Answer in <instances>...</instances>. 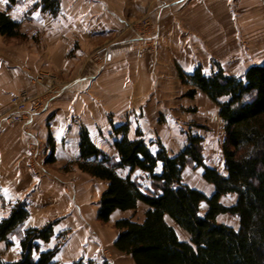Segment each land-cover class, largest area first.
Listing matches in <instances>:
<instances>
[{
    "label": "crops",
    "instance_id": "0c3cea01",
    "mask_svg": "<svg viewBox=\"0 0 264 264\" xmlns=\"http://www.w3.org/2000/svg\"><path fill=\"white\" fill-rule=\"evenodd\" d=\"M41 2L0 0V11L20 21L24 34H0V222L16 202H25L29 210L21 229L11 235L12 244L0 240V256L19 259L24 231L54 222L53 236L40 242L34 258L59 245L55 259L60 264L81 258L136 264L115 247V223L121 218L143 221L147 206L116 210L107 223L98 219L109 181L79 168L81 129L86 127L114 162L119 160L115 141L123 136L115 127L125 124L129 138L139 137L140 131L153 150L161 143L168 154L180 153L188 139L182 123L205 124L209 118L200 104L208 96L202 91L186 96L190 86L180 70L190 73L201 64L210 73L219 63L234 74L263 63L257 58L264 55V0H60L56 16L34 7ZM145 17L159 22L153 53L142 50L135 31L134 24ZM22 87L32 94L57 90L30 128L43 147L39 171L31 165L23 124L5 116L12 111V95ZM117 172L151 188L150 177L140 169L131 173L120 167ZM185 173L186 168L183 178L190 184ZM208 185L209 193L194 187L210 195L214 186Z\"/></svg>",
    "mask_w": 264,
    "mask_h": 264
},
{
    "label": "trees",
    "instance_id": "16d2710c",
    "mask_svg": "<svg viewBox=\"0 0 264 264\" xmlns=\"http://www.w3.org/2000/svg\"><path fill=\"white\" fill-rule=\"evenodd\" d=\"M34 7L56 16L60 0H42ZM0 34L23 37L21 22L0 11ZM180 77L190 86L186 96L194 98L202 91L219 108L225 131L224 169L207 164L200 134H189L184 149L170 155L161 143L153 150L140 131L139 137L129 138V124L115 127L123 136L115 141L119 160L114 162L82 127L79 168L109 181L99 201L98 219L107 223L116 210H136L140 203L147 206L143 221L121 218L115 223V247L136 264H264V62L240 75L227 73L219 63L207 73L199 64L190 73L181 69ZM52 156L53 152L49 160ZM191 163L203 168L204 180L214 186L212 194L184 181V170ZM120 167L146 172L151 188H143L131 174L120 176ZM228 194L237 196L235 203L222 202ZM226 214L238 218L237 227L219 220ZM28 216L26 203L16 202L0 222V240L12 244L11 235ZM170 220L189 234V240L179 236ZM53 226L51 222L26 229L20 258L5 261L0 256V264H60L55 259L59 245L41 251L37 259L33 256L40 242L51 239ZM72 264L111 263L81 258Z\"/></svg>",
    "mask_w": 264,
    "mask_h": 264
},
{
    "label": "rangeland",
    "instance_id": "374dc122",
    "mask_svg": "<svg viewBox=\"0 0 264 264\" xmlns=\"http://www.w3.org/2000/svg\"><path fill=\"white\" fill-rule=\"evenodd\" d=\"M150 20H155L151 17H145L141 20H139L137 23H135V31L137 33V28H140L142 23L147 22ZM158 45V41H157ZM157 45L154 51H144L148 53H153L157 49ZM143 47V45H142ZM259 55V54H257ZM262 58H257V61H263L264 60V55H261ZM217 65H215V68L213 70H216ZM226 72L228 68H225ZM243 70V67L236 71L234 74L235 75H240L243 74L241 73ZM228 72L231 73V70ZM227 72V73H228ZM48 90L54 91V93H57V90L54 88H49L43 92L39 93H45ZM30 92V91H29ZM37 94V93H34ZM200 104L203 108V116L208 115L209 118H207L205 124L198 123L197 121H190L188 123H182L181 129L185 134H201L203 135V142H202V148H203V154L205 157V160L207 164L213 165L214 167L218 168L219 170L224 169V157H223V140H224V123L222 122L221 119H218V110L216 108V105L206 96L203 97L202 100H200ZM197 108H194L192 111H195ZM185 180L192 184L193 186L200 187L204 189L206 192H211L210 187L206 180H204L202 176V167H198L195 164L191 163L186 167V173H185ZM237 196L233 194H228L226 196L222 197V202L225 204H233L236 201ZM203 209L206 207V203L203 204ZM142 210H139L137 213V216H139V213H141ZM220 221L232 224L234 226H238L239 220L237 217L230 216L228 214L222 215L219 218ZM181 238H183L181 236Z\"/></svg>",
    "mask_w": 264,
    "mask_h": 264
},
{
    "label": "built area",
    "instance_id": "2783aa9c",
    "mask_svg": "<svg viewBox=\"0 0 264 264\" xmlns=\"http://www.w3.org/2000/svg\"><path fill=\"white\" fill-rule=\"evenodd\" d=\"M141 25L140 28H137V37L143 44L142 50L154 51L159 37V22L150 20V22L147 21ZM55 95L52 90L32 94L27 88L22 87L12 95V111L5 115L9 122L23 124L25 131L29 134L30 161L36 171L40 170L43 147L40 141L30 134V128L36 116L48 108Z\"/></svg>",
    "mask_w": 264,
    "mask_h": 264
}]
</instances>
